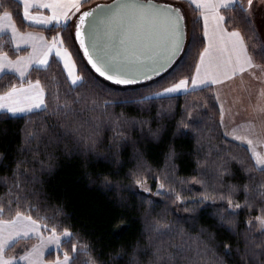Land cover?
Segmentation results:
<instances>
[{"label":"trees","instance_id":"trees-1","mask_svg":"<svg viewBox=\"0 0 264 264\" xmlns=\"http://www.w3.org/2000/svg\"><path fill=\"white\" fill-rule=\"evenodd\" d=\"M102 1L91 0L83 8ZM5 3L20 31L40 32L49 40L51 35L65 37L64 47L88 86L75 90L56 58H52L47 69L33 68L24 80L13 74L0 76V95L12 85L39 80L49 104L48 112L39 116L26 114L10 119L0 114V207L5 208L0 220H13L16 211H20L41 226L47 225V229L55 227L59 236L65 229L71 232L72 243L67 242L69 238L63 239L60 247L46 256L47 261L63 259L67 252L73 259L79 256L77 264L89 260H96V264H189V257L195 255L198 247L203 252L207 245L223 256L222 245L228 244L233 251L231 257H224L226 264H244L237 249L245 250V235L249 236V243L259 246L257 251L264 248V227L257 223V217L264 218V196L256 195L264 192V173L245 146L223 135L220 107L212 87L155 97L154 92L163 90L156 81L126 88L111 85L85 63L72 38L71 22L33 27L23 19V7L17 0ZM184 5L199 21L193 27L200 33L203 22L198 12ZM222 13L226 21L235 15L224 10ZM253 19L259 27V10ZM226 26L230 30L238 27L250 52L258 51L260 41H264L259 29L256 34L250 33L239 20ZM53 28L55 32L51 31ZM26 52L17 50L8 35L0 37V54L17 59ZM254 59L264 62L259 56ZM197 62L198 59L189 58L179 78L191 82ZM170 72L172 69L157 81L170 86ZM54 91L58 92L61 105L66 101L72 108L84 109L77 119L87 122L86 131L92 134V140L58 139L62 117L52 115ZM89 97L86 105L74 103ZM129 97L149 99L144 105L121 103ZM92 107L94 111L89 110ZM189 114L197 120L196 124L188 118ZM181 122L189 127L182 128ZM157 130L159 136L154 137L152 133ZM238 161H243L248 170L242 171ZM137 173L149 186L148 192L134 182ZM231 186L237 187L233 191ZM158 190L162 195L155 194ZM225 193L230 194L231 210L239 213L234 218L236 233L227 230L230 225L219 223V215L227 216L230 210L227 198H221ZM177 195L183 204L175 199ZM201 200L204 202L199 203ZM236 204L241 207L236 209ZM152 224L173 230V238L159 241L165 251L164 258L158 261L153 257L158 233L151 230ZM47 229L44 230L51 233ZM189 246L193 251L187 250ZM16 249L17 246L9 250L8 255H15L12 250ZM212 252L197 257L199 264H214Z\"/></svg>","mask_w":264,"mask_h":264},{"label":"snow or ice","instance_id":"snow-or-ice-1","mask_svg":"<svg viewBox=\"0 0 264 264\" xmlns=\"http://www.w3.org/2000/svg\"><path fill=\"white\" fill-rule=\"evenodd\" d=\"M91 0H17V3L23 7V19L34 25H68L69 14H78L76 21L70 27L74 29L73 39L78 40L79 47L84 50L87 56V63L98 73L99 77H103L105 81H110L115 85H134L142 81L152 80L154 76H158L162 71L172 72L169 76H173V82L170 86H163L161 81L156 84L162 86V91L154 92L155 97L169 96L170 94L188 92L189 79L179 78L184 68L188 66L189 58L198 59L195 63V75L191 79L193 88L199 87L201 90L211 88L212 85L221 84L224 80H232L237 75L241 78V86H245L244 73H247L252 80L260 81L262 87L260 94L264 96V62L257 63L254 56H259L264 61V41H260L259 50L249 51V45L245 40V35L237 28L231 30L226 24H235L239 20L240 24L247 26L250 33L256 34L257 28L253 19L256 12H260V31H264V0H256L254 8V0H188V4L192 6L194 12L199 13V17L203 20L201 32L198 33L193 25L199 21L193 19L186 9H183L181 3L175 5L169 3L168 0L156 3L148 0L146 3H140L138 0H113L112 4L97 5L86 11L81 9ZM9 4L5 0H0V20H7L11 27V37L20 39L17 29L13 23V14L8 10ZM32 8L46 9L50 11V15H34ZM221 10L229 13H235L230 16L227 21ZM6 28L0 25V31ZM55 32L56 29L51 30ZM103 37V39L101 38ZM31 39V37H30ZM43 43V53L40 57L35 58V45H33V53L28 57H18L17 60L11 61L7 57V53L0 56V73L14 72L19 73L23 80L26 76V69L31 67L33 63L39 68L48 67V58L50 55L59 57L63 61V69L67 70V76L71 78V84L75 90L86 88L88 82L76 73L75 62L71 58V54L64 47L65 37L59 35H51L50 40L39 38ZM90 41V44H89ZM19 44H17V50ZM202 49V50H201ZM195 52V57H193ZM174 66V67H173ZM175 74V75H174ZM27 87H17L12 85L3 95H0V114L8 115V118H21L22 114H34L36 116L47 113L49 104L45 102V92L40 85V81L33 83L31 80L25 81ZM58 92L52 93V103L55 105L52 115L62 117L60 127L62 131L59 133L58 139L68 141H82L84 139L92 140L91 133L86 131V123L77 119L82 108H72L65 101L64 105L59 103ZM89 98H81L75 100L74 103L86 105ZM148 97L136 100L132 97L122 101V104H138L144 105ZM214 99L219 100V95ZM92 105L96 104L95 100L91 101ZM206 107V105H205ZM89 110L94 111L92 107ZM221 125L224 124V106L220 105ZM2 118V117H0ZM189 119H193L191 114ZM146 124L147 121H141ZM196 124L197 120L193 119ZM182 128H188L187 123L181 122ZM235 133L236 129L232 130ZM31 135V134H30ZM154 137L159 136V130L152 133ZM224 136L229 133L225 131ZM233 140H239L247 143L249 146L253 144L251 139L233 134ZM256 158V164L259 165V171L264 173V157L255 152V148L251 149ZM173 153L170 152L169 158ZM235 160V157H232ZM241 170L247 171L243 161ZM142 167V165H141ZM228 169H224L227 172ZM224 173L221 172L220 176ZM137 179L134 181L140 186H144L145 181L137 173ZM219 178V177H217ZM106 183H111L107 178H103ZM164 185L161 184L160 188ZM237 186H231V190H235ZM148 190V189H146ZM245 191L247 187L245 186ZM157 195H162L157 191ZM256 195L264 196V192H258ZM222 199L227 198L229 206V214L219 215V223L221 225H230L227 230L236 233L234 226V218L239 213L231 210L232 200L230 194L225 193ZM176 200L181 197L177 195ZM201 200L199 203H203ZM240 204H236L235 208L239 209ZM187 210V206H185ZM5 212L4 207H0V215ZM260 224L264 226V218L257 217ZM47 229V225H39L30 215H24L20 211H16L15 219L0 221V264H41L39 259L42 254L43 247L48 242H55L57 247L60 245V237L56 234L55 227L47 229L51 235L45 238L42 235L41 228ZM151 230L158 233V243L154 244L155 252L154 260L163 259L164 249L159 246V241L165 238H173V230L167 228L166 225L152 224ZM63 235L68 239V243H72L73 234L67 229L63 230ZM36 238L40 240V245L32 248L30 251L23 252L18 257H8L6 251L14 249L21 239ZM249 236H244L245 250L240 252L237 249V255L244 264H264V248L257 251L258 245L249 243ZM187 245V241L184 242ZM220 247V246H216ZM223 256L217 255L204 246L203 252L199 247L195 250V255L189 257V264H199L197 257L212 252L214 264H226L224 257L232 256V249L228 244H223ZM184 251V248H180ZM188 251H193L189 246ZM72 251H76V246L72 245ZM87 254V253H84ZM79 256L75 259L69 257L67 252L63 253V260L57 259L56 264H77ZM84 264H96V260L85 261Z\"/></svg>","mask_w":264,"mask_h":264},{"label":"crops","instance_id":"crops-1","mask_svg":"<svg viewBox=\"0 0 264 264\" xmlns=\"http://www.w3.org/2000/svg\"><path fill=\"white\" fill-rule=\"evenodd\" d=\"M163 1V0H160ZM170 3L176 4L177 2L181 3L183 6V9H186V6L184 4H188V0H168ZM189 5V4H188ZM190 6V5H189ZM192 7V6H191ZM187 10V9H186ZM32 13L34 15H40L43 13H40L42 10L37 9V8H32L31 9ZM223 10H221L222 12ZM46 15H50L48 11H45ZM199 14V13H198ZM223 14V13H222ZM78 14H76L77 16ZM76 16L71 20V23L75 22ZM202 20V18H201ZM29 25L37 28H49L51 27L50 25L48 26H43V25H34L31 24L29 21L25 20ZM203 22V20H202ZM15 28L17 29L18 35L20 39H13L11 37V27H9V22L7 20H0V25L5 26L6 30L5 31H0V37L2 35H8L15 48H17V44H19V50H26V54L21 56V57H28L30 54L33 53V45H35V58H38L42 55L43 53V43L39 39L41 37L46 38V36L40 32L36 31H26L22 32L18 29L16 26L15 22L13 21ZM70 23V22H69ZM63 25V24H59ZM54 26V25H53ZM31 37V39H30ZM47 39V38H46ZM0 56H3V54H0ZM9 60L15 61L17 59H11L9 56H7ZM52 58H56L60 62L59 57H55L54 54L50 55L48 58V65L50 64ZM2 62V61H0ZM33 68H38L35 63L31 65V67L26 69V76L24 79L28 76L29 72ZM39 68H44L43 66H40ZM4 74H13L20 78L19 73H14V72H8L5 70V72L0 73V76ZM195 75V74H194ZM244 80H245V86H241V78L239 75H237L234 79L232 80H224L223 83L221 84H215L212 85L211 87L213 88L214 95H219L220 99L217 100V103L220 107L222 104L224 106V124L222 125V130L223 133L227 131L229 133L228 136H226L228 139L235 141L243 146H245L251 153V155L254 158V155L252 153V148L255 147H260L259 143H262V146L264 144V104L262 103L260 106L258 104H255L254 99L256 96H254L255 89L258 87L257 86V80H252L247 73L243 74ZM21 79V78H20ZM23 79V80H24ZM22 80V79H21ZM27 87V84L20 85L17 87ZM192 90L200 89L199 87L197 88H191ZM26 115V114H22ZM233 129H236L235 133H233ZM233 134L239 135L246 137L247 139H251L253 141V144L249 146L247 143H243L239 140H233L232 136ZM261 138V140H260ZM15 219V218H14ZM4 221V220H0ZM39 224V223H38ZM40 225V224H39ZM42 235L47 238L48 236L51 235V233L46 232L43 227L41 228ZM59 236V235H58ZM60 238L62 236H59ZM23 242L28 243V248L25 247ZM40 240L36 238H25L21 239L20 242L16 245L17 247L24 246L23 252L30 251L32 248L40 245ZM62 241L60 239V245ZM59 245V247H60ZM59 247H57L55 242H48L44 245L42 254L40 255L39 259L41 261V264H49L50 261L46 260V256L52 252L56 251ZM21 254H15V255H8L9 251H6L5 255L8 257H18ZM63 260V259H62ZM61 260V261H62Z\"/></svg>","mask_w":264,"mask_h":264},{"label":"rangeland","instance_id":"rangeland-1","mask_svg":"<svg viewBox=\"0 0 264 264\" xmlns=\"http://www.w3.org/2000/svg\"><path fill=\"white\" fill-rule=\"evenodd\" d=\"M108 1H110V0H104V1H102V2H108ZM98 3H100V2H98ZM97 4V3H96ZM95 5V4H94ZM91 6H93V5H91ZM90 6V7H91ZM256 7V0H254V8ZM262 7H264V6H262ZM87 8H89V7H87ZM87 8H82L81 9V11H84L85 9H87ZM40 10H42L40 13H43V15H46V13H45V11H48L49 13H50V11L49 10H46V9H40ZM51 14V13H50ZM76 16V14L75 15H73V14H69V22H71V20H73V18ZM68 22V23H69ZM53 25H57V26H60V25H58V24H53ZM53 25H50V26H53ZM255 25H256V23H255ZM256 28H257V30L259 29L260 30V23H259V27L258 26H256ZM261 33H262V35L264 36V31H261ZM69 52V51H68ZM70 53V52H69ZM71 58H72V60L74 61V59H73V57L71 56ZM75 62V61H74ZM62 63V65H63V61L61 62ZM76 65V64H75ZM64 71H65V74H66V77H67V80L70 82V84H71V78H69L68 76H67V70L66 69H64ZM76 73L78 74V69H77V66H76ZM157 81V80H156ZM154 83V82H153ZM72 85V84H71ZM257 88L255 89V92L253 93L254 94V96H255V94H256V96L257 97H255V99H254V102H255V104H258V106H260L262 103L264 104V96H262L261 94H260V91H261V87H262V85H261V83H260V81H258L257 80ZM189 91L188 92H190V91H192V87H193V85H192V83L191 82H189ZM213 89V88H212ZM184 93H187V92H180V93H174V94H170L169 96H174V95H181V94H184ZM162 97H165V96H162ZM260 140H261V138H260ZM260 144V147H255V152L256 153H259L262 157H264V144H263V146H262V143H259ZM253 148H254V146H253ZM253 153V152H252ZM253 155H254V153H253ZM253 157V156H252ZM254 160H255V162H256V158H255V156H254ZM258 167H259V165H257ZM141 188H142V190L143 191H146V192H148L149 191V186H147V185H144L143 187L141 186ZM146 189H148V190H146ZM159 191V190H158ZM160 192V191H159ZM157 193V192H156ZM155 193V194H156ZM257 223H258V226L261 228V227H264V226H262L261 224H260V221L258 220L257 221ZM61 239V241H63V239H68L67 237H65L64 235H62V237L60 238ZM23 244L25 245V247L26 248H28L29 246H28V243H25V242H23ZM23 250H24V246L22 245V246H18L17 247V249L16 250H12V252H14L15 254H21V252H23ZM60 260H62V259H60ZM56 261H57V259L55 260V261H50L49 262V264H56Z\"/></svg>","mask_w":264,"mask_h":264},{"label":"water","instance_id":"water-1","mask_svg":"<svg viewBox=\"0 0 264 264\" xmlns=\"http://www.w3.org/2000/svg\"><path fill=\"white\" fill-rule=\"evenodd\" d=\"M138 2L140 3H146L148 2V0H138ZM152 2H156V3H160V2H163V1H160V0H152ZM113 3V0H110L108 2H100V3H97L89 8H94L96 7L97 5H108V4H112ZM170 3V2H169ZM173 5H175L174 3H172ZM89 8L85 9L84 11L88 10ZM183 10V8H182ZM75 22L78 23V21L75 20ZM73 33H74V29H73ZM103 39V37H101ZM77 46H78V49L85 61V63L88 65V67L91 69V71L97 76L99 77L98 73H95V70L91 68V65L87 63V56L84 55V50L82 48L79 47V42L78 40H75ZM89 44H90V41H89ZM174 67V66H173ZM171 70V68L168 70V71H162L160 75L158 76H154L152 80H146V81H142L141 83H137V84H134V85H115V84H112L110 81H105L103 77H99L100 79H102L103 81L111 84V85H114L116 87H122V88H126V87H134V86H139V85H146V84H150V83H153L155 82L156 80L160 79L161 77H163L166 73H168L169 71Z\"/></svg>","mask_w":264,"mask_h":264}]
</instances>
